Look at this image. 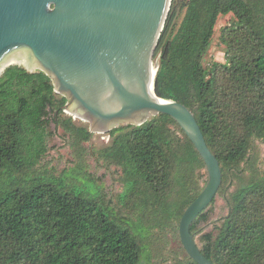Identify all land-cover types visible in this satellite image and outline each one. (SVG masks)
<instances>
[{
    "label": "trees",
    "instance_id": "obj_1",
    "mask_svg": "<svg viewBox=\"0 0 264 264\" xmlns=\"http://www.w3.org/2000/svg\"><path fill=\"white\" fill-rule=\"evenodd\" d=\"M171 7L154 54V90L194 113L219 160L218 192L228 205L199 247L215 264H264V172L254 151V141L264 142V0H186L175 29ZM227 14L224 61L205 65L217 19ZM66 102L41 70L13 64L0 75V264H143L158 246L153 228L178 242L171 264H197L178 226L203 189L205 165L178 123L158 113L108 132L111 142L96 157L121 169L124 188L105 200L80 183V162L60 175L39 165L50 122L64 128L80 158L93 135L64 116ZM207 220L205 209L191 225L195 237Z\"/></svg>",
    "mask_w": 264,
    "mask_h": 264
},
{
    "label": "water",
    "instance_id": "obj_2",
    "mask_svg": "<svg viewBox=\"0 0 264 264\" xmlns=\"http://www.w3.org/2000/svg\"><path fill=\"white\" fill-rule=\"evenodd\" d=\"M172 0H0V72L18 64L45 72L67 98L64 111L108 133L152 116H171L204 161L206 182L179 220V237L197 264L205 256L190 228L215 199L222 181L194 113L154 90V54Z\"/></svg>",
    "mask_w": 264,
    "mask_h": 264
},
{
    "label": "rangeland",
    "instance_id": "obj_3",
    "mask_svg": "<svg viewBox=\"0 0 264 264\" xmlns=\"http://www.w3.org/2000/svg\"><path fill=\"white\" fill-rule=\"evenodd\" d=\"M185 1L186 0H172L171 2V8L175 11L173 20L174 29L178 27L184 14ZM230 18L231 14L218 17L214 27L211 45L203 60L205 65L211 61H224L223 45L219 42V36L222 27L228 23ZM153 62L154 64L159 63V56L154 55ZM9 65L10 64L7 66ZM4 69L0 72V75ZM64 116L71 115L64 111ZM73 121L77 125H83L89 128V124L81 119L73 118ZM69 139V135L62 126L50 122L47 127L46 152L39 164L41 169H47L55 175H60L62 173L68 174L73 172L80 162L82 164V169L77 175L80 183L89 187H91V185L98 187L105 200H113L124 188L119 179L122 171L115 164H111L96 157L99 156L98 151L111 142V137L108 133H96L92 135L90 140L83 142L84 152L81 158L75 153ZM254 151L257 157V165L264 172V142L259 140L254 141ZM199 173L203 175V177H199L200 185H203L204 179L206 180L207 178L205 167L201 168ZM234 187V184H230L227 187V192L232 191ZM224 197L223 194L217 192L213 202L206 208L208 220L199 225V231L196 232L195 237L199 246H201V241L199 239L200 235L212 231L215 225L219 223L220 219L227 214L228 205ZM136 232L144 234L141 228L137 229ZM151 232L153 234L151 239L156 238L158 246L154 244L150 258L144 260L143 264H171L174 259L173 252L178 247V242L169 234H166L164 239L162 236L163 233L157 228H153Z\"/></svg>",
    "mask_w": 264,
    "mask_h": 264
}]
</instances>
